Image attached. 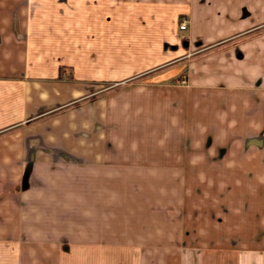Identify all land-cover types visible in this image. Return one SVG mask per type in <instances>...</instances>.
Instances as JSON below:
<instances>
[{
  "label": "crops",
  "instance_id": "1",
  "mask_svg": "<svg viewBox=\"0 0 264 264\" xmlns=\"http://www.w3.org/2000/svg\"><path fill=\"white\" fill-rule=\"evenodd\" d=\"M263 146L264 0H0V264H264V203L197 212L187 260L121 198L222 147L264 179Z\"/></svg>",
  "mask_w": 264,
  "mask_h": 264
},
{
  "label": "rangeland",
  "instance_id": "2",
  "mask_svg": "<svg viewBox=\"0 0 264 264\" xmlns=\"http://www.w3.org/2000/svg\"><path fill=\"white\" fill-rule=\"evenodd\" d=\"M222 148L217 151V155L209 156L210 160L195 164L199 167H192L186 177L171 175L168 178L161 176L139 177L135 179V182L132 178L123 180V187H133L137 193L134 195H132V191L122 193L124 211H130L128 215L134 219L146 220L139 225L143 229H150L147 233L151 239L153 238L151 242L143 241L141 239L144 238H140L138 244H148V248L151 249L153 247L155 256L161 254L162 251H176L183 252L186 259L190 260L192 257L187 249L190 244L188 236L191 234L194 219L200 218L199 215H196L197 212L201 211L204 221L220 225L223 224V219L225 216L227 217L230 209L237 210L238 208L236 212H240L243 203L245 208L248 202L254 206L264 203V179L255 176L254 172L248 171L243 174L240 171L241 163L227 162L229 149ZM253 148L256 147L242 145L234 147V152L240 156L249 154L252 156L255 152ZM228 163L230 164L227 165ZM259 179L262 180L260 185L258 184ZM259 186L262 193L257 194ZM248 187L251 192H254L253 194L248 195ZM194 208L197 210H192ZM124 216L127 215L124 213ZM167 223L170 231L167 228ZM205 228H209V226ZM123 233L127 234V232ZM126 234L122 237V243L128 240H126ZM167 234L168 240L165 241L163 237ZM236 240L238 239L234 241ZM77 245L81 248L88 243L84 245L77 243ZM129 250V248H124L123 251ZM123 254L125 253H122L121 261L118 260L117 263V260L114 261L113 257L107 253L105 264H129L126 262L129 256L127 259Z\"/></svg>",
  "mask_w": 264,
  "mask_h": 264
},
{
  "label": "built area",
  "instance_id": "3",
  "mask_svg": "<svg viewBox=\"0 0 264 264\" xmlns=\"http://www.w3.org/2000/svg\"><path fill=\"white\" fill-rule=\"evenodd\" d=\"M188 26H189V19L187 17H181L179 21V30L181 32H184L187 30ZM186 83H187V79L183 77L181 80V84H186Z\"/></svg>",
  "mask_w": 264,
  "mask_h": 264
}]
</instances>
